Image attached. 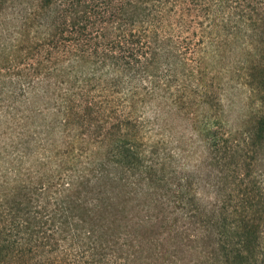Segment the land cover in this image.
<instances>
[{"label":"trees","instance_id":"1","mask_svg":"<svg viewBox=\"0 0 264 264\" xmlns=\"http://www.w3.org/2000/svg\"><path fill=\"white\" fill-rule=\"evenodd\" d=\"M0 98L33 124L35 194L69 250L117 248L144 196L175 245L157 264H178L177 239L199 248L182 264H264V0H0ZM160 105L202 113L193 165L150 139Z\"/></svg>","mask_w":264,"mask_h":264},{"label":"rangeland","instance_id":"2","mask_svg":"<svg viewBox=\"0 0 264 264\" xmlns=\"http://www.w3.org/2000/svg\"><path fill=\"white\" fill-rule=\"evenodd\" d=\"M246 96L247 92L239 87L226 90L222 119L228 126L237 127L248 111ZM17 104L0 98V264H157L156 258L162 252L163 257L170 255L174 241L168 232L151 226L161 213L156 216V210L144 206L150 202L144 196L129 202L119 213L123 216L116 229L117 248L102 251L98 241L95 249L75 245L76 251L69 250L66 232H55L48 210L42 211L46 200H38L35 194L33 124L30 119L20 118L21 111L13 108ZM154 109L149 106L146 113L150 139L158 141L162 154L168 155L174 165L196 163L200 147L195 128L202 118L200 110L192 108L194 116L193 112L185 114L184 110L160 105V113L155 116ZM198 183L202 195L210 193L203 187V180ZM148 215L153 221L145 223ZM185 241L177 239V246L183 249L178 264L192 263L198 256L199 248H186Z\"/></svg>","mask_w":264,"mask_h":264}]
</instances>
